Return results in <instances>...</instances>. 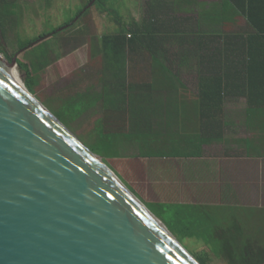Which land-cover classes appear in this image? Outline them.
<instances>
[{
    "label": "crops",
    "instance_id": "obj_1",
    "mask_svg": "<svg viewBox=\"0 0 264 264\" xmlns=\"http://www.w3.org/2000/svg\"><path fill=\"white\" fill-rule=\"evenodd\" d=\"M154 11L144 46L155 57L136 66L153 65L154 91L123 104L126 128L157 148L140 157L152 162L156 202L202 205L212 223L236 224L264 210V0H155Z\"/></svg>",
    "mask_w": 264,
    "mask_h": 264
},
{
    "label": "water",
    "instance_id": "obj_2",
    "mask_svg": "<svg viewBox=\"0 0 264 264\" xmlns=\"http://www.w3.org/2000/svg\"><path fill=\"white\" fill-rule=\"evenodd\" d=\"M0 264L200 263L0 66Z\"/></svg>",
    "mask_w": 264,
    "mask_h": 264
},
{
    "label": "trees",
    "instance_id": "obj_3",
    "mask_svg": "<svg viewBox=\"0 0 264 264\" xmlns=\"http://www.w3.org/2000/svg\"><path fill=\"white\" fill-rule=\"evenodd\" d=\"M45 1L46 5H49L51 0ZM98 1L96 0L93 6L90 7L89 4L92 0H89L78 11L75 20L73 18L65 23L62 28L60 27L59 31L58 29L53 31L51 35L70 29L71 35L58 41L60 46L57 44V47L62 51L61 53L64 52L63 48L70 44L71 40L79 41L82 44L85 38L89 36V30H80L78 32L79 28H77L75 33L71 30L77 23L88 19L89 12ZM19 8L17 0H0V38H3L7 31L12 30L13 27L19 24L21 19ZM154 10L155 0H148L147 15L141 22L132 21L128 26H122V23H120L117 31L103 35L100 38V45L94 43V39L90 43L92 44L90 58L95 61L98 59L102 62V64H99L102 67L99 80L105 82L106 88H104L101 96L98 98L92 96L91 90L94 84H88L86 87H78L79 90L75 91L71 98L69 97L62 106L56 109L49 103L46 104L62 124L70 127L74 118L93 108L96 102L102 101V116L97 120L94 136L89 138L84 144L90 151L101 156L104 160L119 157L120 150L124 144L130 145L132 140L138 139L143 143V141L148 139L147 137H142V135H137L139 133L138 130L126 128L127 126L129 128L128 123L124 124L128 121V117L126 118L125 114L122 111L120 112V110L123 104H127L129 101L132 103L136 99L133 96V91L139 88L154 91L153 65L147 66L144 64L141 70L142 73H138L136 69L137 63L141 61V58L144 60V58L153 59L155 57L154 49L144 46L145 43L153 42L154 39ZM248 19L251 21V18ZM46 35L48 33L31 40L19 39L17 44L18 52H23L24 54L33 53L31 62L39 71L49 67L53 59L57 60L59 59L58 56H61V53L56 52L57 48L46 47L44 44L40 45ZM258 40L264 41V38H259ZM245 45V56L252 59L253 47L250 37L245 39ZM33 47L38 48L37 53L30 52ZM52 47H56V44ZM71 50L73 51H70V54L77 49L73 46ZM3 55L9 62L12 61V57L5 53ZM16 62L19 67H26L21 62ZM249 65L247 64L246 66ZM149 67L152 68L149 69ZM75 77H77V80L76 83L70 85L72 87L75 84L79 85L80 81L85 79L84 72L82 71L80 75H75ZM26 86L32 95L36 94L35 84L32 79L26 80ZM113 103H115L114 108L110 106ZM116 105L118 106L117 109L115 108ZM124 120L126 121L124 122ZM131 135L133 139H131ZM144 147L146 146L140 145V149ZM148 147L151 146L148 145ZM146 207L164 223L180 243H183L186 238H195L202 241L206 246L210 247L216 258L222 259L226 264H264V210H252L250 213L244 210V216L235 219L236 224L234 222L225 224L226 222L229 223L228 219L220 220L214 218L212 223L210 216H204L207 211L202 205L152 202L146 204ZM197 261L200 264H207L200 257L197 258Z\"/></svg>",
    "mask_w": 264,
    "mask_h": 264
},
{
    "label": "rangeland",
    "instance_id": "obj_4",
    "mask_svg": "<svg viewBox=\"0 0 264 264\" xmlns=\"http://www.w3.org/2000/svg\"><path fill=\"white\" fill-rule=\"evenodd\" d=\"M88 1L51 0L50 4L46 5L45 0H17L21 13L20 22L12 30L7 31L3 38H0V55L4 56L3 54L5 53L9 57H16V61L26 65V67H19L16 62L15 69L21 81L27 89L26 80H33L36 92L33 96L50 112L51 110L46 105L47 103L54 109L62 106L69 97L71 98L74 95L75 91L79 90L78 87L94 84L91 90L92 96L96 98L101 96L104 92V87L106 88L105 82L99 80L102 69L99 64H102V62L98 59L95 61L90 58L92 45L90 43L94 39L93 42L100 45V38L103 35L117 31L120 23H122V26H128L132 21H141L147 15V0H99L89 12L88 19L77 23L71 30L73 33H75L77 28H79L78 32L80 30H89L90 34L85 38L84 43L80 44L79 41L71 40L70 44L63 48L64 52L61 53L62 51L57 47V44L60 46L58 41L70 36V29L64 30V32L61 31L59 34H51H53L55 29L59 31L60 27L62 28L71 19L74 18L75 20L78 11ZM45 33H48V35H46V38L40 45L44 44L46 47L57 48L56 52L61 53V56L57 55L59 57L57 60L52 57L53 62L51 65L39 71L33 66V62H31L33 53L24 54L23 52H18L17 44L19 39L31 40ZM86 34L88 33L86 32ZM55 44L56 47H52ZM73 46L77 50L70 54L69 52L73 51L71 50ZM37 49L33 47L30 52L37 53ZM82 71L84 72L85 79L80 81L79 85L70 86L72 83H76L77 77L75 75H80ZM86 76L88 77L86 78ZM114 105L115 103L110 104L112 108H114ZM102 111V101H98L86 113L74 118L71 126L67 127V129L80 142L86 143L89 138L94 136V129L97 120L102 116ZM131 139H133V136ZM130 142L136 144L137 148L124 144L120 150L119 157L106 160L102 158V161L146 206V204L156 202L157 197L150 186L153 178L148 168L152 166L150 165L152 162L142 158L147 156L148 158L155 157L154 151L157 148L154 145L140 149V145L143 144L141 141L137 139ZM153 159L155 160V158ZM181 245L196 260L200 257L207 264H226L225 261L214 256L210 247L195 238H186Z\"/></svg>",
    "mask_w": 264,
    "mask_h": 264
},
{
    "label": "bare ground",
    "instance_id": "obj_5",
    "mask_svg": "<svg viewBox=\"0 0 264 264\" xmlns=\"http://www.w3.org/2000/svg\"><path fill=\"white\" fill-rule=\"evenodd\" d=\"M0 66L10 75L12 76V80L13 82L17 85V87L22 91H26V88L23 84V82L21 81L17 71L15 68H9V67H4L3 65L0 64Z\"/></svg>",
    "mask_w": 264,
    "mask_h": 264
}]
</instances>
